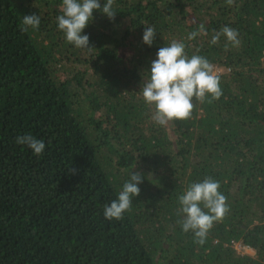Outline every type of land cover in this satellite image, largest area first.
Masks as SVG:
<instances>
[{
    "label": "trees",
    "instance_id": "16d2710c",
    "mask_svg": "<svg viewBox=\"0 0 264 264\" xmlns=\"http://www.w3.org/2000/svg\"><path fill=\"white\" fill-rule=\"evenodd\" d=\"M61 4L0 0V264H264V0H114V18L94 10L83 30L91 49L66 41ZM31 14L39 28L22 32ZM200 24L208 34L188 40ZM224 26L239 47L210 43ZM173 40L219 70L223 95L160 126L142 88ZM24 134L42 156L15 142ZM129 173L143 181L131 212L105 220ZM205 177L229 211L199 244L178 196Z\"/></svg>",
    "mask_w": 264,
    "mask_h": 264
},
{
    "label": "clouds",
    "instance_id": "9594fccd",
    "mask_svg": "<svg viewBox=\"0 0 264 264\" xmlns=\"http://www.w3.org/2000/svg\"><path fill=\"white\" fill-rule=\"evenodd\" d=\"M114 0H106L103 7L99 0H62L60 6L62 15L57 17L58 28L68 43L78 49H91L89 36L82 34L93 19V11L100 10L110 19L115 17ZM231 6L234 0H226ZM40 16L24 15L21 21V31L37 30ZM204 24L196 31L188 34V40H194L199 35H207ZM156 31L152 26H146L143 32V42L153 44ZM221 36L226 38L224 48L239 47L241 41L236 29L224 26L215 32L210 43L216 45ZM183 42L173 40L168 46L158 49L156 59L151 62L149 79L143 84L142 96L144 102L154 108L151 119L160 126H167L176 120H187L193 115V99L203 103L218 100L222 95L220 87L221 74L206 58L200 55L189 57L185 52ZM18 145H26L33 155L42 156L46 147L42 139L31 134L18 135L15 138ZM140 173H129V179L122 184L117 198L103 206V216L108 221L123 220L126 212H131L133 197L140 194L138 185L142 183ZM219 181L205 177L200 182L188 186L185 192L178 196L179 213L182 219L178 221L182 231H191L194 241L203 244L215 222L221 221L229 211L227 198L220 191ZM202 206V207H201ZM207 209V211H204Z\"/></svg>",
    "mask_w": 264,
    "mask_h": 264
},
{
    "label": "rangeland",
    "instance_id": "374dc122",
    "mask_svg": "<svg viewBox=\"0 0 264 264\" xmlns=\"http://www.w3.org/2000/svg\"><path fill=\"white\" fill-rule=\"evenodd\" d=\"M236 243H238V242H236ZM233 246L235 247V249L237 251H240V252H244V253H252L253 252V250L251 248L243 245L242 243L240 245L237 244L236 246L233 244Z\"/></svg>",
    "mask_w": 264,
    "mask_h": 264
},
{
    "label": "built area",
    "instance_id": "2783aa9c",
    "mask_svg": "<svg viewBox=\"0 0 264 264\" xmlns=\"http://www.w3.org/2000/svg\"><path fill=\"white\" fill-rule=\"evenodd\" d=\"M236 242H238V243H236ZM232 244H234V245L236 246L237 244L240 245L241 242H240V241H235V240H233V241H232Z\"/></svg>",
    "mask_w": 264,
    "mask_h": 264
}]
</instances>
